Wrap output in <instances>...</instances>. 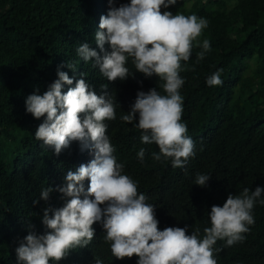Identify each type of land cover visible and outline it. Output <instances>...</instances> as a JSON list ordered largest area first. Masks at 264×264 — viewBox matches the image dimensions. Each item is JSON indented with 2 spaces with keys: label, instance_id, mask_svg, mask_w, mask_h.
Segmentation results:
<instances>
[{
  "label": "trees",
  "instance_id": "16d2710c",
  "mask_svg": "<svg viewBox=\"0 0 264 264\" xmlns=\"http://www.w3.org/2000/svg\"><path fill=\"white\" fill-rule=\"evenodd\" d=\"M127 2L118 0L117 6ZM108 8V0H0V264H16L15 249L30 230H46L41 219L45 207L64 205L58 191L48 202L34 204L42 188L62 186L69 170L92 159L79 142L59 155L42 146L35 131L43 118L26 112V97L37 89L40 94L47 91L61 65L60 70L76 79L84 73L97 94L106 84L116 96L120 106L116 120L105 121L107 134L125 174L138 181V192L148 197L147 203L156 205L160 230L188 224L199 227L203 236L213 205L222 206L230 193L246 187L254 191L264 186V0H178L168 9L173 15L205 18L208 26L199 39L211 42L203 60H197L201 49L194 47L190 60L182 62V121L196 151L184 168L154 160L158 146L142 144V131L120 119L138 91L155 87L164 94L163 81L140 72L124 81H108L98 67L77 55L81 43L97 47L95 33ZM127 66L135 72L131 60ZM218 69H223V84L209 87L206 80ZM141 147L147 149L143 163L137 158ZM198 173L211 176L207 186L194 184ZM88 184L85 180V188ZM253 214L255 223L243 242L225 247L224 241H217V264H264V205L257 204ZM93 227L96 233L88 247L72 250L59 264H95L96 259L136 264L135 255L115 258L103 227Z\"/></svg>",
  "mask_w": 264,
  "mask_h": 264
},
{
  "label": "clouds",
  "instance_id": "9594fccd",
  "mask_svg": "<svg viewBox=\"0 0 264 264\" xmlns=\"http://www.w3.org/2000/svg\"><path fill=\"white\" fill-rule=\"evenodd\" d=\"M178 0H129L120 3L108 0L109 8L100 19L93 47L84 42L76 49L84 62H92L108 81H124L140 72L145 78L156 76L163 81V93L157 88L138 91L135 102L120 119L142 131L141 143H155L156 161L170 160L173 168H184L196 156L195 143L182 121L186 80L180 75L182 62H188L194 47L201 49L197 60L211 51L208 39H199L207 28L205 18L193 14L173 15L169 11ZM162 8L164 11L162 12ZM107 45V47H106ZM99 49V51L97 50ZM129 60L135 72L127 66ZM57 69V79L40 94L39 89L25 100L26 112L41 119L35 137L42 146L54 148L59 155L73 142L88 150L92 159L75 171L69 170L62 186H47L40 191V200L48 202L54 191L62 193V207L43 209V233L30 230L15 249L16 264H59L74 249L92 242L99 223L105 230L104 240L110 244L117 259L138 257L136 264H217L214 253L217 241L225 247L243 242L244 234L255 223L253 210L264 205V186L255 190L244 188L239 194H229L223 205H213L208 211L210 226L193 229L184 227L158 228L156 205L138 192V181L124 172L118 162L116 148L107 134L108 124L117 118L120 106L116 96L101 86V93L86 81L85 74L76 79ZM67 67L76 71L74 63ZM223 69L206 80L209 87L223 84ZM75 80V84H74ZM74 84V86H72ZM65 85L69 87L62 91ZM147 149L141 147L138 160L143 163ZM211 176L197 174L194 184L207 186ZM85 180L89 181L85 188ZM30 229L33 226H29ZM191 229V234H186ZM95 264H103L96 259Z\"/></svg>",
  "mask_w": 264,
  "mask_h": 264
}]
</instances>
